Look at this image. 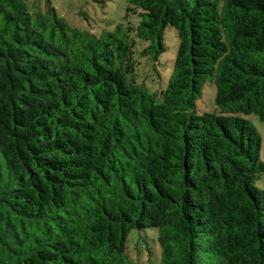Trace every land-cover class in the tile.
<instances>
[{
  "label": "trees",
  "instance_id": "trees-1",
  "mask_svg": "<svg viewBox=\"0 0 264 264\" xmlns=\"http://www.w3.org/2000/svg\"><path fill=\"white\" fill-rule=\"evenodd\" d=\"M124 17L83 29L52 0H0V264H264L245 117L264 122V0H127ZM168 25L150 91L137 40L156 62ZM207 83L216 111L198 112Z\"/></svg>",
  "mask_w": 264,
  "mask_h": 264
},
{
  "label": "rangeland",
  "instance_id": "rangeland-1",
  "mask_svg": "<svg viewBox=\"0 0 264 264\" xmlns=\"http://www.w3.org/2000/svg\"><path fill=\"white\" fill-rule=\"evenodd\" d=\"M127 0H52L57 13L68 23L77 25L83 29H114L115 25L125 22V7ZM166 46L165 51L154 62L150 57L142 56L140 51L148 41L137 40L135 58L140 62L139 79L145 81L150 91L159 90L166 86L173 68V62L179 44L177 30L168 25L164 31L163 37ZM157 67L162 76L159 77L153 67ZM215 85L213 83L205 84L201 98L197 100L198 112L216 111L215 103ZM260 133L262 139L261 160L264 161V122L260 121L255 115H246ZM256 185L264 189V173L260 175ZM135 237V231H131L127 244L131 245ZM153 245V244H152ZM154 247V245H153ZM153 248L152 254L146 257V252L138 255L136 250H130V255L140 264H158L159 249ZM157 251V252H156Z\"/></svg>",
  "mask_w": 264,
  "mask_h": 264
}]
</instances>
